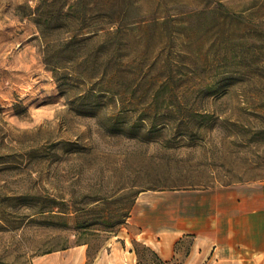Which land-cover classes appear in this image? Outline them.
Wrapping results in <instances>:
<instances>
[{"label": "rangeland", "instance_id": "374dc122", "mask_svg": "<svg viewBox=\"0 0 264 264\" xmlns=\"http://www.w3.org/2000/svg\"><path fill=\"white\" fill-rule=\"evenodd\" d=\"M132 1L52 69L0 0V264H160L141 205L264 182V0Z\"/></svg>", "mask_w": 264, "mask_h": 264}, {"label": "crops", "instance_id": "0c3cea01", "mask_svg": "<svg viewBox=\"0 0 264 264\" xmlns=\"http://www.w3.org/2000/svg\"><path fill=\"white\" fill-rule=\"evenodd\" d=\"M135 220L141 234L152 232L160 264H173L175 244L185 237L193 246L180 264H264V182L156 197L139 207ZM115 261L137 264V256L130 250L129 258Z\"/></svg>", "mask_w": 264, "mask_h": 264}, {"label": "trees", "instance_id": "16d2710c", "mask_svg": "<svg viewBox=\"0 0 264 264\" xmlns=\"http://www.w3.org/2000/svg\"><path fill=\"white\" fill-rule=\"evenodd\" d=\"M28 15L35 16L43 40L44 61L52 69L62 66V54L75 56L80 44L91 38L86 33L114 34L129 24L146 20L135 13L132 0H76L72 4L68 0H40ZM54 48L56 55H51Z\"/></svg>", "mask_w": 264, "mask_h": 264}]
</instances>
